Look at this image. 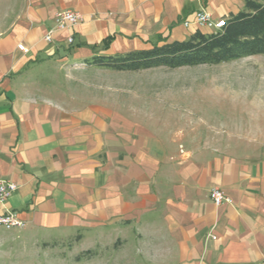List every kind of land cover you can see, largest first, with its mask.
<instances>
[{
	"label": "crops",
	"instance_id": "1",
	"mask_svg": "<svg viewBox=\"0 0 264 264\" xmlns=\"http://www.w3.org/2000/svg\"><path fill=\"white\" fill-rule=\"evenodd\" d=\"M0 1L13 11L0 31V181L18 186L0 213L26 223L0 225V264H42L70 240L130 264H264V158L178 145L168 120L95 80L123 70L88 62L210 33L184 22L228 18L245 0ZM64 9L83 16L74 43L68 31L45 41ZM214 187L230 201L215 204Z\"/></svg>",
	"mask_w": 264,
	"mask_h": 264
},
{
	"label": "rangeland",
	"instance_id": "2",
	"mask_svg": "<svg viewBox=\"0 0 264 264\" xmlns=\"http://www.w3.org/2000/svg\"><path fill=\"white\" fill-rule=\"evenodd\" d=\"M12 14L6 1H0V31L7 29ZM124 72L96 74L95 80L110 84L113 99L134 102L137 110L168 120L160 123V130L176 137L178 145L191 151L215 147L230 158H264V54L220 64ZM95 89L96 97L104 92L102 87ZM75 244L74 240L54 243L38 258L42 264L132 260L121 252L105 248L89 252L74 248Z\"/></svg>",
	"mask_w": 264,
	"mask_h": 264
},
{
	"label": "trees",
	"instance_id": "3",
	"mask_svg": "<svg viewBox=\"0 0 264 264\" xmlns=\"http://www.w3.org/2000/svg\"><path fill=\"white\" fill-rule=\"evenodd\" d=\"M226 20V25L215 32L198 30L185 40L111 56L96 55L88 62L115 70L139 71L220 64L264 54V0H245L244 10Z\"/></svg>",
	"mask_w": 264,
	"mask_h": 264
},
{
	"label": "built area",
	"instance_id": "4",
	"mask_svg": "<svg viewBox=\"0 0 264 264\" xmlns=\"http://www.w3.org/2000/svg\"><path fill=\"white\" fill-rule=\"evenodd\" d=\"M83 20V16L76 10L64 9L59 10L55 14V26L47 34L44 35V40L47 42L53 41V34L55 32H65L68 31L71 34L68 36V42L70 44L74 43V28L79 25ZM226 18H214L212 14L207 10H199L194 14L193 21L187 20L184 22L185 25L195 23L197 26L202 28H207L211 32L218 31L226 25ZM19 49L24 50L25 46L19 44ZM17 184L13 182H3L0 181V206H4L10 196L17 190ZM211 197L215 204L221 205L224 202L230 201L229 198L225 196L224 191L219 187H214L211 190ZM0 225L6 229H11L14 227H24L26 223L22 221L16 212L7 211L0 213Z\"/></svg>",
	"mask_w": 264,
	"mask_h": 264
}]
</instances>
